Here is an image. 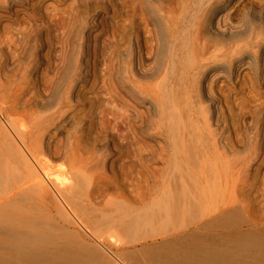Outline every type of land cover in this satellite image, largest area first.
<instances>
[{
	"label": "rangeland",
	"instance_id": "374dc122",
	"mask_svg": "<svg viewBox=\"0 0 264 264\" xmlns=\"http://www.w3.org/2000/svg\"><path fill=\"white\" fill-rule=\"evenodd\" d=\"M15 1L11 5V11L19 16L20 27L27 29L29 26L28 30L30 27L35 30V33L31 34L32 41L28 42V46L21 52L19 63L36 64L37 62L39 73L45 75L43 78L48 75L55 77L56 73L55 78L60 80L57 86L47 87L48 91L45 83L40 82L38 86H43L41 88L44 89L40 91L41 94L43 93L42 98L48 100L44 102L45 104L36 105L37 107L31 106L32 109L29 105L26 108L43 114L51 113L56 109L58 100L66 97L69 87L75 82L79 83L76 85L78 93L84 101H87L86 105L93 107V114H90L91 124L85 121L84 133L94 135L98 131L96 140L98 144H104L106 139L110 150L107 154L114 163L113 168L105 171L111 180L102 186L103 189L100 187V191L99 188L96 189L99 191L96 193L97 198L92 195L95 199L92 197V201L90 199L85 201V207L88 206L87 203L89 204L83 209L87 216L83 214L79 216L81 218L71 216L75 219L72 225L65 221L60 222L53 210L42 204L33 206L25 213V219L34 221L35 228L47 236L44 241L38 242L41 246L40 251L68 255L71 259L81 257L89 264H103L105 260L102 262L98 258L100 253L101 259L104 256L110 259V263L106 260L107 263L104 264H113L114 259L117 264H135L134 262L138 261L135 259L139 255L137 253H140L138 259L141 257L143 262H138L150 264V261L145 259L151 256L153 251L161 249L160 244L163 241L173 242L184 234L240 232L255 233L264 238V74L261 71L264 70V63L260 58L252 55L241 62L227 59L230 62L225 60V63L213 64L209 84L212 85L213 95L222 99L223 118L219 124L223 131H219L211 122L209 128L213 134L208 135L203 121L208 117L206 91L201 90L194 95L192 101L187 100L186 87H184L186 69L189 67L188 64L194 63L199 57L200 42L205 41V38H208L206 41L209 47L212 45L211 48H214L220 44L225 49L231 47L235 38L213 35L209 30L210 27H198L193 19L194 12L189 14L193 10L192 7H188L189 2L184 6L185 10L182 4H179V16H190L187 20L183 18L184 21L180 19L182 23H179L180 29L174 35L175 39L172 38L165 45V61L164 58L159 59L157 66H152L153 71L149 68L146 76L135 78L145 86H149V93L155 88L154 93L151 94L153 97L150 96L156 103L155 108H146L147 104L144 105L146 112L148 111L145 115L150 126L147 133L154 135L153 129H157L161 135H154L151 140L153 150L142 155L145 169L138 163H135L134 167H129L126 163L122 169V161L117 159L120 153H115L113 146L117 141V132L113 122H109V116L115 109L114 102L106 97L105 90L98 81L100 71L102 73L105 69L103 66H106L112 77L116 75V70L109 64L111 58L107 56L109 54L107 41L118 23L125 24L130 18L135 25H140L141 4L138 0H78V2L75 0V5L72 3L73 0L72 2L70 0ZM154 1L156 3L162 1L168 6L173 5L172 0ZM257 1L242 0L239 2L241 4L237 2L239 6L232 12L233 22L235 23L243 14L247 4L252 3L258 7L264 4V0H260L263 1L261 3ZM72 5L78 10L79 17L75 19L77 28L74 26L76 29L71 33L63 34L64 38L61 36L60 39L58 34L63 30V22H66ZM185 11L188 15L184 14ZM93 21L98 23L95 27H92ZM141 29L143 28L139 29V33L143 36L144 31ZM196 30L200 31L196 32ZM93 40L95 42L98 40L96 45ZM73 46L77 49H71ZM94 47L98 48L94 49ZM89 51L91 58L96 56L95 61L92 59L94 71L88 69L87 79L83 80L79 76L81 73L83 75L80 67L84 64L83 57L89 55ZM70 53L74 55V62L69 70L67 57L71 55ZM112 61L113 64L115 61ZM52 62L56 64L49 66ZM104 62L106 65H103ZM159 62H162L163 67ZM94 65L97 68L94 69ZM117 68L116 66L115 69ZM22 70L20 65H10L2 76L3 81L5 82L4 79L9 76L10 83L17 81L16 88L21 81ZM150 84L157 85L150 88ZM42 98H38V101ZM26 108L21 109L26 110ZM0 119L4 123L2 117ZM101 119L105 120L104 122L108 121V125L106 123L107 126L103 127L104 124L102 126L99 122ZM100 127L103 130H100ZM66 128L71 134L68 138H66L67 132L58 134L60 143L65 145L75 141L79 135L78 132L76 134L73 131L74 127L69 125ZM219 132H223L222 135H219ZM56 141L58 143L59 138ZM55 154L50 153L49 158L45 160L50 162V164L47 162L48 167L51 168L50 178L56 180L59 177V183L64 181L67 183L68 176L57 173L56 170L61 167L59 164L63 165L61 162L64 157ZM122 154L125 162L133 163L139 157L136 156L138 153ZM80 170L89 173L84 164L81 165ZM183 193L187 195L186 201H183L182 197L174 201V197ZM179 209H183L184 212L179 213ZM78 220L79 225L84 227L78 225ZM124 227L129 229L124 232ZM250 242L252 248L254 245L252 241ZM178 247L179 243L173 246V248ZM255 248L262 250L259 247ZM132 252L135 258L130 256ZM55 255L53 259L55 257L57 259ZM59 257L53 262L51 261L53 259L48 260L43 256L25 257L5 251L1 254L0 264H71L60 260Z\"/></svg>",
	"mask_w": 264,
	"mask_h": 264
},
{
	"label": "bare ground",
	"instance_id": "6f19581e",
	"mask_svg": "<svg viewBox=\"0 0 264 264\" xmlns=\"http://www.w3.org/2000/svg\"><path fill=\"white\" fill-rule=\"evenodd\" d=\"M14 1L0 0V118L2 117L4 120L3 123L0 119V257L3 252L10 251L25 257L43 256L49 260L53 259L55 253L40 251L41 246L38 243L39 241H44V238L47 236L35 228L34 221L31 222L25 219V213L33 206L42 204L53 210L56 218L60 222L65 221L70 223L69 225H72L75 220L73 219L74 217L82 216V214L85 215L83 211L85 201L87 202L88 199L92 201V195L97 198L96 193H99L100 187L103 189L102 186H105L111 180L105 174V171L113 168L114 163L110 161L109 155L107 154L110 150L106 139L104 144H98L96 140L98 131L94 135L84 133L83 125L85 121L91 124L92 119L90 114H93V107L86 105L85 102L87 101H84L83 97L78 93L79 90L76 88V85L79 83H76V80L67 90L66 97L58 100L57 107L53 112L43 114L31 110V106L35 107L39 104H45L48 100L47 98H44V100L42 98L43 93L41 94L40 91L43 89L41 88L43 86H38L40 82L45 83V88L48 91V88L52 85L57 86L60 80L55 78L57 76L56 73L55 77L54 75L50 77L46 74L49 77L46 76L43 78L45 75L42 76L43 74H40L41 72L39 73V64L37 62L36 64L19 63L21 52L28 46V42L30 43L32 41L31 34H34L35 30L33 31L32 27H30L32 29L29 28L28 30L29 26L27 29L26 27H20L18 21L19 16L17 13H12L11 11V5H13ZM138 1L141 4L142 11L141 16H139L140 25H135L133 19L129 18L125 24L118 23L115 31L110 34V38L108 37L107 44L109 51L107 48L106 51L109 54L107 56H110L111 61L113 60L115 62L112 64L109 57L107 60L110 61L109 64L111 66H109L116 70V75L112 77L108 69H106V66H103L105 69H102V73L100 71V80L98 81L105 90L104 94H106V97L114 102L115 109L109 116V122H113L117 132V141L113 143V146L115 153H120L117 159H121L122 169L126 163L129 164V167H134L135 163H138L140 167L145 169L146 165L143 162L142 155L153 150L151 140L156 135H161V132L157 129H153L155 136L147 133L150 126L145 113L148 112H146V108H155L156 106L154 99L150 97L154 93L153 90L155 88L150 91L152 93H149V86H145L139 82L140 80L137 81L135 78L140 79L146 76L148 69L156 65L159 59L164 58L163 60L165 61V45L172 38L175 39L174 35L179 31V23H182L183 18L187 20V17L190 16H187V11L184 12V14H187L185 15L187 17L180 15L181 18L179 16V4H182L181 6L184 9V6L189 2L188 7H192L193 9L189 14L192 11L194 12L193 16L195 17L193 19H195V25L198 27H210L209 30L213 35L231 37V39L235 38L233 39L231 47L228 49L223 48L217 43L214 48H211L212 45L210 44L211 47H209L208 41H206L208 38H205V41L202 39L203 42H200L201 44L198 42L200 44V52L198 51L199 57L195 59L196 61L194 60V63L188 64L189 67L187 65L185 66V68H188L186 69V78L183 77L186 80V82L184 81V87H186L187 100L192 101L197 92L201 90L206 91V94H204L208 99V117L203 121L208 135L213 134L209 128L211 122H213L219 131H223L219 124V121L223 118V109L221 107L222 99L213 95L212 85L209 84L213 64H216V62L225 63L227 59L241 62V60L250 58L252 55L255 58H260L261 62L264 63V4H260L263 1L259 0V7L252 3L247 4L248 6L246 5L244 8L243 14L235 23L233 22L232 12L239 6L237 2H242V0H172L173 3L172 1L171 3L174 6L165 5L166 3L164 4L160 0V3H156L154 0ZM70 2L72 1L70 0ZM75 2L73 0L72 3L75 5ZM71 7L72 9L69 12L66 22H63V30L61 29L62 32L58 34V38L60 39L63 34L71 33L72 30L77 28L75 19L79 17L78 10L73 5ZM21 8L23 9V7ZM32 18L31 20H33ZM180 19L182 20L180 21ZM97 24L93 21L92 27H95ZM29 25L31 26V24ZM141 27L144 29H141L144 31L143 36L139 33ZM78 33L80 34V32ZM199 35L201 36V34ZM98 36L96 37L98 38ZM94 40V44H97L98 40L96 42ZM194 42L197 43V41ZM71 44L73 45V43ZM74 48L76 47L73 46L71 49ZM97 48L94 47V49ZM73 53H70L71 55L67 57V67L69 70L71 69L70 65L74 62ZM88 54L83 57L84 64L82 63L83 66L80 67V69L82 68L83 75L81 73L82 76H79L83 80L86 78L88 69L91 68L93 70L92 59L95 61L96 57L93 56L94 58H91L90 51ZM105 62L103 65H106ZM188 62L187 60L186 63ZM115 63L118 67L117 69H115ZM54 64L56 63L52 62L49 66H54ZM10 65H20L23 69L20 75L21 81L17 84L16 88L17 81L10 83V77L6 76L4 79L5 83L2 78ZM95 68L97 67L95 66ZM80 69L79 71H81ZM261 71L264 74V70L262 69ZM4 83L5 86H3ZM156 85L152 86L156 87ZM152 86L150 84V88ZM38 98L42 99L38 101ZM146 104L147 107L144 108ZM27 105L31 109L26 108ZM21 108H26V110H22ZM104 121L103 119L99 120L102 126L104 124L103 127L108 122ZM69 125L74 127L73 131L76 134L78 132L79 135L75 141H70L69 144L67 143L65 145L60 143L61 139L60 135L58 137V134L67 132L66 138H68V135L71 134L67 131L68 127L66 128V126ZM89 129L91 128L89 127ZM100 130L103 129L101 128ZM222 133L219 132V135H222ZM57 137L59 138L58 143L56 141L58 140ZM65 141L67 142L66 139ZM50 153H56L55 155L60 154L64 157V162L60 161L63 165L59 164L61 167L56 168V170L57 173H63L66 177L68 176L69 179L66 178L67 183H65L66 181L59 183V177L57 179L55 178L56 180L50 178L51 168L47 164L49 161H45L47 157L49 158ZM122 153H138L136 156L139 157L133 163L125 162ZM83 164L87 166L89 170L88 174L80 170ZM98 188L99 191H96ZM186 196L184 193L179 194L174 197V201H178L179 197H182V200L186 201ZM87 205L89 206L88 203ZM183 212V209H179V213ZM85 216L83 217L85 218ZM124 228L123 231L125 232L128 227ZM250 241L254 245L252 248L249 245ZM178 243L179 247L173 248L174 244ZM160 247L161 249L153 251L151 256L144 259L149 260L150 264H264V238H261L255 233H190L180 235L179 239H175L173 242L163 241ZM255 247H259L262 250H256ZM145 253L147 252L145 251ZM100 254H97L99 257L97 255L95 256L101 261L109 260L110 263V259H107L105 256L106 259L104 257L101 259ZM137 254L140 255V253ZM55 256H57V259L60 256V260L71 264H89L88 261L84 262L86 259L83 260L81 257L71 259L68 255L62 256L58 254ZM130 256L135 258L133 252ZM138 257L135 259L138 261L143 260L141 257L138 259ZM54 259L51 261L55 262ZM115 261L114 259L113 264H117ZM138 261L134 263L140 264L141 262L139 263Z\"/></svg>",
	"mask_w": 264,
	"mask_h": 264
}]
</instances>
